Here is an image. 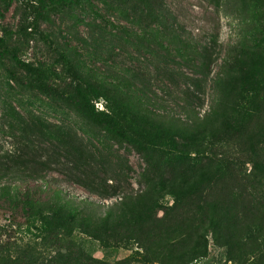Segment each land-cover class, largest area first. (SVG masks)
<instances>
[{"label":"rangeland","instance_id":"obj_1","mask_svg":"<svg viewBox=\"0 0 264 264\" xmlns=\"http://www.w3.org/2000/svg\"><path fill=\"white\" fill-rule=\"evenodd\" d=\"M95 2L106 19L88 5L0 0V51L11 53L0 57V157L26 173L0 180L20 188L0 195V264H264V212L236 216L225 193L236 178L264 185V0H164L184 34L214 36L216 51L236 60L230 82L217 75L221 59L204 69L162 33L147 38ZM128 72L150 81L151 109L180 119L175 127L93 103L147 153L115 143L70 99L89 74ZM186 86L202 97L191 130ZM37 166L44 179L29 176Z\"/></svg>","mask_w":264,"mask_h":264},{"label":"trees","instance_id":"obj_2","mask_svg":"<svg viewBox=\"0 0 264 264\" xmlns=\"http://www.w3.org/2000/svg\"><path fill=\"white\" fill-rule=\"evenodd\" d=\"M95 1L102 3L103 8L112 10L114 15L122 17L128 22L140 27L143 31L144 36L147 38L155 37L162 33L163 37L169 44L175 43L179 45V51L183 58H190V55L197 58L196 62L199 63L204 69H209L214 63L221 59L219 63L218 77L221 81H234L239 80V76H232L230 72L231 64L237 63L233 61V57L230 55L222 56L220 51H216V37H210L208 42L202 43L200 40L193 37L191 34L187 35L176 25L175 19L168 13L164 0H40L41 3L45 4L46 8L52 5L64 4L67 7H81L88 5L95 15V19H106L101 7ZM83 21V20H80ZM124 29L126 26H120ZM120 28V29H121ZM162 30V31H161ZM4 41L0 38L1 42ZM172 47V46H170ZM171 51V50H170ZM235 51V50H234ZM236 55L238 51L236 50ZM11 54L6 48L0 51V57H5L6 54ZM171 74V73H170ZM149 81V80H148ZM86 86L79 85L73 88L70 99L74 102V106L82 115L88 118L92 123L99 126L107 135L118 144L129 143L138 152L147 153L146 146L142 141L134 136L127 134L123 130L122 122L116 117L105 110H99L95 107L94 99H105L107 103L116 102L122 106L130 107L139 117L149 120L155 124H170L175 127L176 123L180 121L178 118L168 117L167 115L155 113L151 107L155 104L153 96H149L151 92L149 88V82H146L142 76L138 73H126L124 75H115L112 80L111 76L106 74H89L87 80L84 82ZM139 83V84H137ZM147 83V84H146ZM186 85V84H184ZM183 96L179 98L182 101V107L186 114L194 116L187 121L183 122L188 129H193L194 125L200 122L202 119L198 115H194L197 106L202 101V97L195 94L194 90H191L189 86L182 92ZM180 124V123H179ZM36 159V155H32ZM39 160V158H37ZM40 164H45L44 161L39 160ZM229 168L226 171L229 172ZM25 172H20L15 168L7 167V164L0 157V180L5 178L10 179H21ZM37 176L40 179H44L40 169L35 167L30 172L29 176ZM249 188L246 181L248 179L236 178L232 179L239 184H230L227 188V197L230 198L232 208L235 209L236 216L247 214L251 207H255L254 210H262L264 212V185L260 184L259 178L256 175L251 177ZM219 180V181H218ZM218 181V182H217ZM223 181V178L216 179L215 182L219 183ZM214 182V183H215ZM260 184V188H257V184ZM216 183V184H217ZM217 190V195H213V192ZM13 191L20 192V188L17 186L3 184L0 185V195L5 193H12ZM224 192V189H218L217 185L212 190V196L218 197ZM54 197L57 199L65 200L60 195L58 188L54 189ZM102 195L113 196L114 192H103ZM130 195L124 194L123 201L124 205L129 207L130 212L135 211V204H131ZM26 198L29 197L26 195ZM129 199V200H128ZM245 200L248 202L246 203ZM67 204V202H63ZM251 204H253L251 206ZM122 205V204H121ZM217 211L213 209L212 220L216 219L215 215ZM112 215V210H106L104 215L101 217L103 220H108ZM242 217V216H241Z\"/></svg>","mask_w":264,"mask_h":264}]
</instances>
